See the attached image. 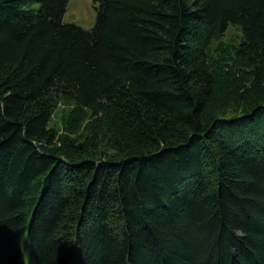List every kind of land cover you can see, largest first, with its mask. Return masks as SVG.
Here are the masks:
<instances>
[{"label":"trees","instance_id":"16d2710c","mask_svg":"<svg viewBox=\"0 0 264 264\" xmlns=\"http://www.w3.org/2000/svg\"><path fill=\"white\" fill-rule=\"evenodd\" d=\"M67 2L0 0V264H264V91L206 115L229 24L264 85V0ZM61 99L124 155L56 146Z\"/></svg>","mask_w":264,"mask_h":264},{"label":"rangeland","instance_id":"374dc122","mask_svg":"<svg viewBox=\"0 0 264 264\" xmlns=\"http://www.w3.org/2000/svg\"><path fill=\"white\" fill-rule=\"evenodd\" d=\"M95 19L93 0H68L63 14L65 22L90 28ZM242 39L241 29L229 24L223 33L212 39L207 49V61L216 79L214 95L206 112L211 122L217 116H233L246 112L250 102H254L253 97L264 91V85L259 88L254 85L253 66L241 52ZM76 112L77 104L74 100L61 99L54 108L48 125L55 132L56 146L69 143L81 153L96 148L105 151L106 159L110 160L124 155L125 145H131L124 134L105 132L103 121L96 123V118L90 115L89 110L79 118L75 117ZM80 118L82 121H79ZM180 130L182 128L176 127L171 132L178 134L177 131ZM123 148L125 151L121 150Z\"/></svg>","mask_w":264,"mask_h":264}]
</instances>
